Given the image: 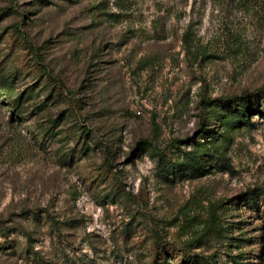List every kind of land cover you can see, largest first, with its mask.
<instances>
[{
    "label": "rangeland",
    "instance_id": "1",
    "mask_svg": "<svg viewBox=\"0 0 264 264\" xmlns=\"http://www.w3.org/2000/svg\"><path fill=\"white\" fill-rule=\"evenodd\" d=\"M260 90L264 0H0V264H264Z\"/></svg>",
    "mask_w": 264,
    "mask_h": 264
},
{
    "label": "trees",
    "instance_id": "2",
    "mask_svg": "<svg viewBox=\"0 0 264 264\" xmlns=\"http://www.w3.org/2000/svg\"><path fill=\"white\" fill-rule=\"evenodd\" d=\"M258 93H260L261 95L264 96V90H260V91H258ZM247 98H248V96H244L241 100L243 101V100H245V99H247ZM20 110H21V107L18 106L14 111H16V113H18L19 115H22L23 112L20 111ZM60 118H61V117H60ZM46 130H47V129H46ZM203 133H205V130H204ZM201 136H202V135H201ZM192 169H194V168H192ZM196 171H198V169H197Z\"/></svg>",
    "mask_w": 264,
    "mask_h": 264
}]
</instances>
